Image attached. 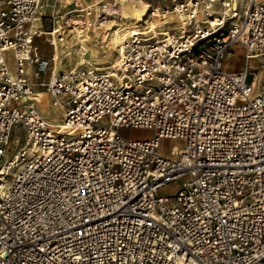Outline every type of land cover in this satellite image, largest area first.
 Masks as SVG:
<instances>
[{"label":"built area","instance_id":"obj_1","mask_svg":"<svg viewBox=\"0 0 264 264\" xmlns=\"http://www.w3.org/2000/svg\"><path fill=\"white\" fill-rule=\"evenodd\" d=\"M42 3L0 0V264H264V0H176L115 67L58 72Z\"/></svg>","mask_w":264,"mask_h":264},{"label":"rangeland","instance_id":"obj_2","mask_svg":"<svg viewBox=\"0 0 264 264\" xmlns=\"http://www.w3.org/2000/svg\"><path fill=\"white\" fill-rule=\"evenodd\" d=\"M48 5L46 4V7H43L44 3H42L41 11L43 15L41 16L42 19L40 21V28L46 30L47 32H51L55 27H58V25H64L66 27V39L60 40L59 39V32L55 33V37L57 39V48L50 44V39H52V35L50 33H44L40 38H38L37 43L40 47V53L45 55L46 57H52L56 56L54 65L57 70L60 69H71L75 68L77 66H85L89 69H95V66L98 65H109L113 59L116 57L114 56L110 60H108L105 56L108 55L107 53L104 56V51L102 49H98L97 47L101 46V41L106 39V33H103L101 29L97 30V34H93L88 38L89 40L87 42H84L81 49L80 48V42L78 40L76 33L77 27L82 28L83 20L85 19V16H83V12L80 13V15L77 17L79 19V23L74 26L73 22L74 20L72 18H60L58 15L65 10H67L70 7H73L75 5V0H46ZM143 3H151L155 13L162 12V10L165 9V7H172V5L175 3L176 0H142ZM129 0H108L109 7L111 6L113 8H119L120 6L123 8L124 5L128 4ZM120 7V13H122V8ZM105 8V7H104ZM100 14L103 16H107L105 10H101ZM123 14V13H122ZM121 15V14H120ZM119 17V16H118ZM117 17V18H118ZM114 18L113 22H115ZM133 18V16H132ZM168 18V17H167ZM162 19L164 22L161 27L156 26V31L159 32L162 29H171L172 28V22L168 19L164 20L162 16L152 15L150 20L151 22H158ZM112 22V23H113ZM112 25V24H111ZM127 29V27H126ZM153 31H149L147 34L142 35L145 39H151L154 36ZM162 33H158L156 37H161ZM63 35V34H62ZM80 52H85V63L84 64H77V62L80 60ZM92 53V54H91ZM99 53V54H98ZM93 55V57H92ZM227 66L232 70L239 71L240 69L244 68V53L241 50V48H237L235 51H232L230 54H228L226 59ZM251 65L255 67V75L258 76L261 72V70L264 67V55H260L256 59H253L251 62ZM43 101V102H42ZM52 98L48 94L42 95L41 99L36 102V106L41 110V112L44 113V115L50 119L52 123H58L60 121V117L62 115V110L59 109L58 106L53 104ZM51 104V105H50ZM55 107V108H54ZM125 134L128 136L133 135H140V136H150L151 131L146 130H132V131H126ZM19 127L15 129V133L13 134L14 139H17V141L13 142V147H15L16 143H20L19 139ZM166 145H182V141L178 139H169L165 141ZM17 145V146H18ZM177 187V183H172L168 185L167 187L161 189V193L163 194H169L172 193Z\"/></svg>","mask_w":264,"mask_h":264},{"label":"bare ground","instance_id":"obj_3","mask_svg":"<svg viewBox=\"0 0 264 264\" xmlns=\"http://www.w3.org/2000/svg\"><path fill=\"white\" fill-rule=\"evenodd\" d=\"M43 3V7H46V4L48 5L46 0H43ZM120 7L113 8L111 6L110 8L108 0H85V3L82 5H74L58 15L60 18H72L74 20L73 25L76 26L79 23L77 17L81 12H84L83 16H85V19L83 21L84 24H86V29L77 27L75 33L80 42L79 49L82 48L84 42L89 40L88 38H90L91 35L97 34V30L101 29L103 33H106V39L104 38V40L101 41V46L97 48L104 51V56L109 53L105 56L108 60L114 56L116 58L113 59L109 65L95 66L96 69L113 68L120 63L121 55L124 54L123 41L126 38L137 34H147L149 31H153L155 33L153 37H156L158 33L163 34L167 31V28L162 29L159 32L156 31L155 27H161L164 22L162 19L158 22H151L150 18L153 15L152 11H154L151 3H143L142 0H129L128 4L124 5L123 8L121 7L123 14L120 13ZM102 9L106 11L107 16L101 17L102 15L100 14V11ZM42 15L43 13L41 12L40 16ZM115 17L118 18L113 22ZM54 30L56 32L59 30L60 34L64 35V38L61 39V41L66 39V27L64 25H58ZM42 31L44 33H50L44 29H42ZM57 45L55 46L56 48ZM80 54V60L75 65L85 63V52H80ZM54 58L56 59V56H54ZM52 68L58 72L54 65Z\"/></svg>","mask_w":264,"mask_h":264},{"label":"crops","instance_id":"obj_4","mask_svg":"<svg viewBox=\"0 0 264 264\" xmlns=\"http://www.w3.org/2000/svg\"><path fill=\"white\" fill-rule=\"evenodd\" d=\"M226 59H227V58H226ZM44 94H47V93H44ZM44 94H43V95H44ZM48 95H49V94H48ZM49 96H50V95H49Z\"/></svg>","mask_w":264,"mask_h":264}]
</instances>
